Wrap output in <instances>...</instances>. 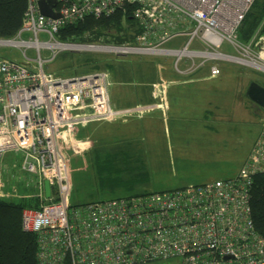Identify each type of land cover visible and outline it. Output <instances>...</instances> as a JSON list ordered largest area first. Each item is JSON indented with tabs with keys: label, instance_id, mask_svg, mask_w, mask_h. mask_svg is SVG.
<instances>
[{
	"label": "built area",
	"instance_id": "built-area-1",
	"mask_svg": "<svg viewBox=\"0 0 264 264\" xmlns=\"http://www.w3.org/2000/svg\"><path fill=\"white\" fill-rule=\"evenodd\" d=\"M39 1L27 0L18 35L0 39V46L50 44L38 41L40 32L51 43L62 44L55 38L62 27L86 17L105 18L130 5L141 29L136 44L78 45L127 50L114 51L121 54L147 49L175 55L176 63L191 58L192 65L181 73L195 72L193 61L200 57L210 62L212 78L221 72L220 60H264V35L256 34L249 44L237 40L255 0H55L51 9L56 18L44 16ZM23 32L34 37L23 41ZM177 36L188 37L182 49L160 48ZM195 39L206 50L191 51ZM223 41L234 45L240 57L219 52ZM252 49L257 51L254 58L249 56ZM55 56L33 64L30 60L27 66L0 57V160L6 152L20 154V171L35 177L36 184L25 187L36 193L20 198L38 199L37 208L22 209L20 221L21 229L35 236L37 264H144L173 258L180 264H264V237L255 230L250 208L253 176L264 174V116L249 157L233 177L72 206L70 160L90 148L89 140L77 138V127L164 110L170 83L152 84L153 105L118 109L110 104L109 73L60 77L45 72L43 64ZM44 182L50 186L47 199ZM2 186L0 182V198L16 195Z\"/></svg>",
	"mask_w": 264,
	"mask_h": 264
},
{
	"label": "rangeland",
	"instance_id": "rangeland-1",
	"mask_svg": "<svg viewBox=\"0 0 264 264\" xmlns=\"http://www.w3.org/2000/svg\"><path fill=\"white\" fill-rule=\"evenodd\" d=\"M33 37V33L23 32L20 38L27 42ZM37 38L39 42L50 44L53 42L52 39L48 41L49 36L43 32H40ZM187 40L186 36H177L163 43L160 48L179 50L183 48ZM96 43L114 45L100 40L94 44ZM206 47L198 39L189 45L191 51H204ZM218 51L227 56L240 57L234 45L226 41L220 44ZM255 52L257 51L251 50L250 58L255 57ZM53 54L56 56L51 61L44 63L43 68L45 72L60 77L84 75L87 72L96 71L100 67L103 70V65L109 62L112 63L111 66L115 70H118L119 66H123L124 70L132 73V70L138 69L133 66L134 69L131 70V64L134 62L150 66L151 70L155 69L159 63L162 67L165 66L167 72L171 73V78L179 80L183 78L179 75L181 71L192 65V59L188 57H183L176 63L175 55L121 54L120 52L97 49L96 51L82 49L71 51L57 47H40L38 50L35 46L25 49L11 45L0 46V57L9 58L26 66L30 60H32L30 64L36 63L39 58L49 60ZM87 60L96 61L94 64L96 67L93 68L91 64L83 66ZM193 62L198 67L193 80L202 75L207 74L208 76L209 61L196 57ZM257 62L261 65L264 64L263 59ZM202 63L203 65H201ZM217 65L221 71L219 76L208 79V81L197 80L182 87L181 92L185 97L183 117L177 124V128L172 120L165 121L163 126L159 125L161 128L158 130L162 131L156 136V139H153L144 124L140 123L144 116H134L125 121L122 119L117 121L127 124L124 126L120 123L103 121L85 126L86 137L82 139L94 138L97 140L98 146L102 143L119 144L125 140L123 138H131V143L140 149L141 155L143 154L138 158L144 161V166L138 167V165L130 163L124 153L117 155L114 162L107 160L108 164L102 162V157L106 156V153L97 152V150H94L92 155L71 157L72 188L69 195L71 205L79 206L94 201L134 195L137 192L165 191L190 184L208 183L233 177L249 157L252 143L259 134L262 123L260 118L264 116V111L258 110L259 115L248 111L246 106L250 107L252 111L255 108L247 100L245 94L246 88L252 81L261 87L264 86V70L253 65L238 64L231 60H220ZM132 78L133 81L130 82L129 88L136 85V78ZM186 79L191 80L192 78ZM110 81H112L111 76ZM111 84L109 95L118 90L115 84L112 82ZM187 95L189 96L187 97ZM187 99L190 100L187 101ZM155 101L152 97L151 104L143 105H153ZM205 111H207V115H205ZM20 161V154L13 151L6 152L0 160L2 188L5 192L16 193L14 197H3V199L17 201L25 199L20 198L25 194L36 193L34 188L25 187L27 182L35 185L36 181L35 177L27 176L20 171ZM131 165H133L132 168H129ZM25 177H28V180ZM144 264H180V260L173 258L172 260Z\"/></svg>",
	"mask_w": 264,
	"mask_h": 264
},
{
	"label": "trees",
	"instance_id": "trees-1",
	"mask_svg": "<svg viewBox=\"0 0 264 264\" xmlns=\"http://www.w3.org/2000/svg\"><path fill=\"white\" fill-rule=\"evenodd\" d=\"M27 0H0V39H14L23 25ZM132 6L127 5L108 17H86L71 26L62 27L55 35L58 42L88 43L96 41L110 42L115 46L136 44L140 27L132 16ZM237 31V40L249 44L253 37L264 34V0H255L249 13L241 22ZM89 60V59H88ZM85 61L92 65L96 61ZM109 73L111 62L104 64ZM97 70H101V67ZM96 70V71H97ZM250 190V208L256 232L264 237V174L253 176ZM38 199H20L17 201L0 198V264H37V243L32 233L21 229V213L26 207L37 208Z\"/></svg>",
	"mask_w": 264,
	"mask_h": 264
},
{
	"label": "crops",
	"instance_id": "crops-1",
	"mask_svg": "<svg viewBox=\"0 0 264 264\" xmlns=\"http://www.w3.org/2000/svg\"><path fill=\"white\" fill-rule=\"evenodd\" d=\"M135 64L136 63L132 62L131 70L134 68H138V69L132 70V73L131 72L129 73L126 70H124L123 66H119L118 70H115L114 67H112V69L109 70L111 80H112L111 82L115 84L118 89L117 92H114V91L112 92L113 96L110 95V104L111 106L118 108V109H121V107L128 108V107L137 106V105L142 106L143 104H151L152 103V93H151L152 84L154 82L168 81L170 85L168 89L166 90L167 92L166 101H165L166 108L164 110H154L153 112H148L145 115H143L144 117L140 121V123L142 122L144 124V127L148 130L149 135L153 137V139H156V136L161 134L160 132L162 130L161 129L158 130L159 128H161V126L159 125L162 124L163 126V123L165 121L172 120V123L175 125V128L178 127L177 124L180 123L179 121L183 117L182 113H183V108L185 105L184 103L185 97H184V94L181 92L182 87L186 86V84L188 83H191V82L194 83L197 80H201V81L207 80L208 81V79H212V77L210 78V75H209L210 69H209L208 76L207 74L205 76L202 75V76L196 77V79L193 80V76L196 73V71L192 73L185 72V73H180L179 75L183 78L177 80V79L171 78L172 77L171 73L167 72L165 70V66L162 67V65L159 63L157 64V66H155L156 68L152 70L150 66L143 65L142 63L136 64V65ZM93 72H96V71H93ZM132 77L136 78V82H135L136 85L132 88H129V85L131 84L130 82L133 81ZM190 77L192 78L191 80L186 79ZM188 96L189 95H187V97ZM189 100L190 99H187V101ZM246 109L250 111L252 114L256 113V115H259L257 113L258 109H254L252 111V109H250V107L248 106H246ZM207 114H208L207 111H205V115ZM103 122H108V121H103ZM110 122L120 123L117 121H110ZM92 123H96V122H92ZM122 124L123 126L127 125L121 122L120 125ZM84 130H85L84 127H77L76 129L77 138L86 137ZM123 139H125L123 140L124 142L122 141V143H119V144L102 143L100 146H98L97 145L98 142L96 139L88 138L87 140L91 142V146L89 148V151L87 153L81 154V156H87V154L92 155L94 150H97V152L102 151L106 153V156L102 157V162H104L105 164H108L107 160L114 162L113 160L115 157H117V155L124 153L125 157H128L129 159L128 161H130V163L136 164L138 165V167L140 166L143 167L144 161L138 158L143 155V154L142 155L140 154V149L137 148L133 143H131V140H132L131 138H123ZM242 165L238 168L237 172L242 167ZM132 166L133 165L129 166V168H132ZM106 169L108 168L106 167ZM158 191H163V190H158ZM137 193H146V192H137Z\"/></svg>",
	"mask_w": 264,
	"mask_h": 264
},
{
	"label": "water",
	"instance_id": "water-1",
	"mask_svg": "<svg viewBox=\"0 0 264 264\" xmlns=\"http://www.w3.org/2000/svg\"><path fill=\"white\" fill-rule=\"evenodd\" d=\"M49 2V5L46 4V0H40L39 1V10H41V13L46 17H54L56 18L58 15L53 13L51 7L54 4L55 0H47ZM68 44V43H64ZM75 45H78L76 43H73ZM70 44V45H73ZM246 94L245 97L247 100H249L252 104H254L258 110L264 111V86L261 87L256 82L252 81L246 88ZM43 186L44 192H45V198H49V192H50V186H48V182H44Z\"/></svg>",
	"mask_w": 264,
	"mask_h": 264
},
{
	"label": "bare ground",
	"instance_id": "bare-ground-1",
	"mask_svg": "<svg viewBox=\"0 0 264 264\" xmlns=\"http://www.w3.org/2000/svg\"><path fill=\"white\" fill-rule=\"evenodd\" d=\"M34 45L35 46H38V47H40V46H46V47H57V48H59V49H69V50H71V51H74L75 49H77V50H79V49H82V50H94V51H96V49L97 50H105V51H118V50H120V51H127V50H124V49H120V48H118V49H115V48H111V47H98V46H96V47H89V46H85V47H81V46H79V45H75V44H73V45H70V44H64V43H62V44H57V43H51V44H46V43H43V44H35L34 43ZM135 51H141V52H145V53H151V52H153L152 50L150 51V50H147V49H140V50H135ZM247 64H249V65H253V66H256V67H258L260 70H264V64H262V65H260V64H254L253 62H246Z\"/></svg>",
	"mask_w": 264,
	"mask_h": 264
},
{
	"label": "flooded vegetation",
	"instance_id": "flooded-vegetation-1",
	"mask_svg": "<svg viewBox=\"0 0 264 264\" xmlns=\"http://www.w3.org/2000/svg\"><path fill=\"white\" fill-rule=\"evenodd\" d=\"M252 105H254V104H252ZM254 108L257 109V107L255 105H254Z\"/></svg>",
	"mask_w": 264,
	"mask_h": 264
}]
</instances>
